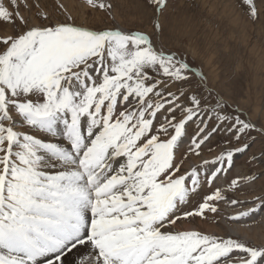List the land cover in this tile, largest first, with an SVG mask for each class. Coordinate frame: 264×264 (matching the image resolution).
<instances>
[{
	"label": "snow or ice",
	"instance_id": "obj_1",
	"mask_svg": "<svg viewBox=\"0 0 264 264\" xmlns=\"http://www.w3.org/2000/svg\"><path fill=\"white\" fill-rule=\"evenodd\" d=\"M240 3L252 22L264 12V0ZM86 4L106 27L0 0L12 25L0 37V264H264V242L181 226L209 214L219 226L221 202L251 205L225 223L264 214V195H227L264 176L228 179L264 125L164 48L167 0H143L151 31L116 24L111 0Z\"/></svg>",
	"mask_w": 264,
	"mask_h": 264
},
{
	"label": "rangeland",
	"instance_id": "obj_2",
	"mask_svg": "<svg viewBox=\"0 0 264 264\" xmlns=\"http://www.w3.org/2000/svg\"><path fill=\"white\" fill-rule=\"evenodd\" d=\"M42 3L46 4V11L53 20H63L68 15L75 23L93 28L106 27L109 22V18L102 12L92 11L86 0H42ZM111 3L112 17L116 24L126 29L151 31V10L144 7L143 0H111ZM167 4L162 17L164 48L184 57L194 71L202 73L209 89L234 105L249 121L257 127L264 125V12L252 22L245 14L240 0H167ZM57 5L60 6L59 10ZM21 12L30 18L33 15L23 7ZM10 34L12 25L0 23V37ZM216 140L219 142L221 138L217 137ZM217 152L218 149L211 153L205 152L202 158L212 159ZM262 152L264 139H257L245 154L236 156L235 166L228 179L234 178L237 173H264ZM253 153L261 157L255 167L246 163ZM198 163L200 161L192 157L184 167ZM215 186L227 189L223 179L216 181ZM227 195L240 201H251L255 196L264 195V176L240 191L233 193L229 190ZM199 198L194 197L193 200ZM249 206L233 208L221 202V215L227 220L229 215ZM261 216L256 215L239 223H225V220H221L218 226L209 214L207 221L197 218L194 225L182 222L181 226H194L204 233L216 235H222L223 228L229 230L235 226L237 229L238 226L245 231L249 230L248 240L260 243L264 242V217ZM252 231L259 234L261 231L263 236L257 237L251 234Z\"/></svg>",
	"mask_w": 264,
	"mask_h": 264
},
{
	"label": "bare ground",
	"instance_id": "obj_3",
	"mask_svg": "<svg viewBox=\"0 0 264 264\" xmlns=\"http://www.w3.org/2000/svg\"><path fill=\"white\" fill-rule=\"evenodd\" d=\"M70 4V3H69ZM223 215V214H222ZM260 215H262L263 217H264V214H260ZM261 216V217H262ZM252 218V217H251ZM224 220H226L225 219V217H224ZM223 220V221H224ZM202 222V221H201ZM188 224V223H187ZM202 224V223H201ZM225 224V223H224ZM230 227V226H229ZM220 228H221V226H220ZM244 228V227H243ZM213 229V228H212ZM217 229V228H216ZM224 229V228H223ZM245 229V228H244ZM250 229V228H249ZM256 229V228H255ZM262 229V228H261ZM210 230V229H209ZM221 230V229H220ZM229 231L231 232V234L232 235H236V236H239V237H241V238H245V239H247V238H249L248 236V231H245V230H243V229H241L240 227H238L237 226V229H236V227L234 226V227H232V228H230L229 229ZM251 234H253V235H257V237H258V235H261V236H263V234L261 233V231H260V234L259 233H257V232H251ZM254 238V237H253ZM260 238V237H259ZM258 238V239H259ZM255 241V240H254ZM263 242V241H262Z\"/></svg>",
	"mask_w": 264,
	"mask_h": 264
}]
</instances>
